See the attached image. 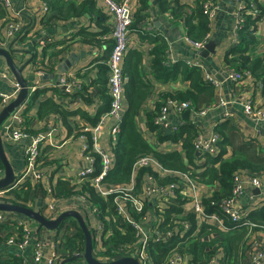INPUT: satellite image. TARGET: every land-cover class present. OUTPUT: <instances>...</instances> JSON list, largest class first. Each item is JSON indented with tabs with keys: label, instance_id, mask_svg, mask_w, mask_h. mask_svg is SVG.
<instances>
[{
	"label": "crops",
	"instance_id": "0c3cea01",
	"mask_svg": "<svg viewBox=\"0 0 264 264\" xmlns=\"http://www.w3.org/2000/svg\"><path fill=\"white\" fill-rule=\"evenodd\" d=\"M71 1L76 2V0ZM165 1L171 4L170 10L168 11H163L161 9L159 0H150L149 9H147L148 17L143 23L137 24L138 30L130 29L128 34L129 43L126 53L121 61V66L125 73L133 71V69H136L138 72L137 78L134 79L133 77L134 82L129 80V83H133L129 88L127 86L129 77L128 74H125V85L119 109L121 121L124 112H126L128 108L124 93L126 91L131 92L135 86V97L137 99L142 98L140 107L135 112L134 116L136 124L135 129L141 134V138L149 147H151V149L159 152V154L168 155L174 152L179 153L182 161L186 164L185 167L187 171L185 173L191 170L189 174L190 177L192 174L198 176L197 173L200 170L195 171L194 168L195 166H202L203 159H194V161H192L194 165L186 161V152L183 148L186 139L185 134L175 143L170 138H159L147 128L148 116L155 114V105L160 100L162 94L184 91L188 88V84L181 79L176 82H164L154 74L151 66L153 60L151 51L154 46L153 43H155L154 37H157L158 40L164 41L167 45L165 53L166 58H164L165 66H173L178 61L184 63L188 62L190 64L198 62L205 70V73L202 70L204 78L205 75L208 74L209 77L220 83L219 87L215 89V101L211 105L212 107L206 111L204 116H199L191 112L189 116L190 120H184L181 118L182 120L176 122L177 118L174 116V113L170 111L166 117V121L171 127L178 124V130L172 132L167 128L159 127L160 130L165 131L168 136H173L174 134L179 133L180 128L185 124L189 123L192 125L190 121L194 120L200 126L198 129L192 125L197 131L193 140L194 144L199 133L203 136H208L210 133L216 131V126L225 123L226 120L223 119V114L227 112L233 116L235 122L228 121L230 124L229 126L234 129L232 132H228L231 147H238L241 143H246L250 148V144L255 142L256 148L254 153H252L250 149L248 154H252L261 159L264 158V120L257 121L250 119L244 114L243 107L241 106L242 100L239 99L238 94L242 95L245 90H241L236 94L234 83L225 77L226 64L224 56L231 48L228 47L229 41L231 39L233 41L234 39L236 26L235 20L231 15L233 14L232 12H234V7H236L238 3L230 0H221L218 3L213 18L211 20L208 19L209 32L205 38L207 43L214 40L216 44V53L214 55L210 53L207 57L202 58L197 50L184 41V37H188V35L187 29L183 23V18L191 14L192 9L195 8L196 0ZM259 1L260 4L264 6V0ZM11 3L21 14V35L23 36L16 35L14 37L15 39L13 38L10 40L8 45L11 41L16 40L13 48L20 53L15 52L13 58L15 63L19 66L30 59V55L27 52L22 51L29 50L32 51V53L34 51L37 52L34 58V63L27 65L23 70V75L26 79L32 81L36 80V83H39L40 85L38 90L42 91V93L31 103L29 99L28 106L26 105L21 109L22 122L32 134L38 132L47 133L51 130L53 136L51 140L52 145L44 143L40 147L41 156L38 170L43 173V177L39 182L30 179L28 185L31 191L29 192V196L30 198L32 197V202H28L27 205L33 210H40L42 214L46 216L49 205L54 206L56 213H62L69 210L78 211L84 218L89 231L95 236L104 239L106 238V235L104 236L103 234V218L100 216L96 208L88 202L89 197L87 195L78 194L79 185L82 183H77L76 178L77 174L87 166L82 152L83 141L78 136V130L84 123L92 126L98 125L99 130L96 134L98 144L101 150L108 155L111 167L113 166V147L117 141L112 140L109 132L110 129L118 123V120L105 115L109 109V94L105 82L107 79V61L112 47V20L107 14L103 0H96L95 4H93L96 8V11L94 12L90 13L88 11H83L80 17L72 18L66 23L53 20L52 24H49L48 26H45L44 15L47 11H45L44 0H11ZM76 3L79 5L78 2ZM171 7L174 9V13L178 15L174 20L171 15ZM40 12H42V15L38 17L37 15ZM168 15H171L172 18L169 19ZM100 17H102V19H100ZM75 29L79 32L85 31L84 35L81 34L76 38H73V36L71 39L68 38L67 34ZM4 30L5 26L2 28L0 35L4 34ZM106 30L108 31L107 34H101ZM95 33L99 35L96 41L92 43L87 42L86 40H90L91 35ZM46 35H48L47 37H51L53 42L46 47H38L36 40L46 37ZM255 35L257 44H260V46L258 45L256 53L264 59V16L257 24ZM61 50L63 51L59 59L58 57L51 58L52 53ZM71 53L77 55L78 60L76 61V65L64 74H69L71 77L79 81L82 84V90L75 92L70 97H66L63 95L62 86H56L51 81L41 82L40 78L36 77L35 72L39 66H45V74L55 73L57 64H59L64 58L68 57ZM100 67H103L105 71H100ZM0 70L8 73L7 78L0 77V93L15 95L17 93L16 86H18V84L13 75L9 74V69H7L4 59L1 57ZM32 74L35 76L34 78H31ZM217 78L221 79V81ZM36 83H31L29 87L35 86ZM253 85L254 87L250 88V93H252L253 102L259 105L263 98V91L260 84L254 83ZM146 88H149V93L140 95V92L142 93ZM219 99H224L228 102L227 106L224 108L220 107L218 103ZM4 105L5 104L0 105V110ZM55 106H57V110L54 108ZM0 133L6 157L12 165L15 175H18V172L21 171V177L24 171V144H21L22 142L17 144L13 143L10 140L9 133L6 131L4 125L0 128ZM231 147L230 149L232 151ZM193 151L195 152V150ZM231 151L228 150V157L231 156ZM195 154L197 153L195 152ZM152 157L155 158L154 156ZM156 172L159 174L155 176L157 182L163 180L165 175H174L175 178L178 179L175 182L169 183L158 182L161 186L167 188L171 183L176 185L177 188L171 198H176V195L179 192L183 197H185V193H188L187 195L191 200L193 192L186 184V179L185 181H181L178 178V175L183 177L181 175L182 173L166 169H164L163 172L157 170ZM255 175H257L262 182L260 195L255 196V193L251 191L252 186L246 184L244 185V191L239 205L237 206L238 208L245 206L247 213L260 209L261 206L264 205V173H257ZM192 180L195 182V187L197 188L202 207L205 211L203 198H206V192L210 188L214 187V189L217 190V185L207 186L199 184L196 177L192 178ZM59 183L73 185L74 189L73 191L71 190V193L68 195L57 194L56 189ZM142 183L143 182L138 184V188H141ZM190 200L187 199L183 213L179 216L171 215V218L173 219L168 225L172 226L171 224H173L175 229L176 224H174V222L177 220L186 221L190 225L188 230L180 227L176 232L177 236H184L188 232L191 233V236H197L202 231H208V228H210L209 226L213 224L212 220L204 221V219L196 217L192 212L186 213V210L189 211L191 207ZM163 206H165V204ZM158 210L159 209L154 205L147 203L144 211H147L154 221L159 219L158 216L163 219L164 211L161 209ZM56 213H54L52 217H47L54 219L58 216ZM190 215L193 217L189 218ZM15 217L19 219L22 216L15 214ZM65 225H69L67 228V231L69 232L68 237L72 238L75 234L76 228L70 221L67 222V220L55 231L50 232L42 228L40 232H43V235H45L47 239L49 236L57 235ZM99 225H103V230L98 229ZM28 226L32 231L33 236H35L37 234V224L32 221ZM234 231L237 232L225 235V239H227V244L230 246V249L224 247L222 240L221 242L217 241L219 238L217 233H214L213 237L209 239L210 241L216 240L215 243L217 244L216 246H218V250L217 252H214V257H211L208 264H250L251 257L254 255L256 249H264V228L259 227L257 231H248L246 236H243L240 240H234L233 236L237 233H241L242 230L237 228ZM18 232V230H15L16 235ZM6 234V232L0 231V238ZM212 248H214V246ZM31 249L32 245H29L24 255L25 258H29ZM18 253L19 252L13 245H0V260L2 261L12 260L14 258L18 259ZM52 253L53 250L51 244L48 241L43 240L42 264L48 261ZM98 257L101 258L100 255ZM72 263L80 264V260Z\"/></svg>",
	"mask_w": 264,
	"mask_h": 264
},
{
	"label": "built area",
	"instance_id": "2783aa9c",
	"mask_svg": "<svg viewBox=\"0 0 264 264\" xmlns=\"http://www.w3.org/2000/svg\"><path fill=\"white\" fill-rule=\"evenodd\" d=\"M230 1L237 2L238 0ZM240 1V9L237 12H232L233 14L231 15L235 20L236 25L231 48L235 47L240 42L238 31L243 26L244 18L242 11L245 9L248 11L247 9H250L247 13H250L253 16H256L259 13L251 1ZM103 2L107 10V14L112 20V47L107 61L106 79L109 94V109L105 115L118 120V123L114 125L109 132L112 140L117 141L120 134V124L122 122L119 109L126 79L125 71L121 66V61L126 53L129 43L128 34L133 22V13L139 6L140 0H122L119 2L116 0H103ZM0 3L3 9L7 11L8 17L4 30L5 32L4 34L0 35V47L7 48L10 40H12L16 35H21V14L13 7L11 0H0ZM217 6L218 3L213 4L211 0H206L204 3V10L206 11L210 20L213 18L214 11L217 9ZM45 11H47L46 7ZM168 18L171 19V15H168ZM73 32L74 31L71 30L67 34L68 38L71 39V37L74 35ZM47 36L48 35H46V37L40 38L42 40H36L38 47L43 48L53 42V39ZM184 41L187 44H190L199 53L207 43L206 39L202 42H198L191 40L187 36L184 37ZM229 50L227 52H229ZM186 65L189 67H197L201 71L203 70L205 73L202 65L198 62L194 64L187 62ZM44 67L45 66L38 67L35 72L36 77L41 78L43 75H45ZM9 74H11L10 71ZM7 75L8 73L0 70V77L7 78ZM225 77L234 83V90L236 94H238L241 90H245L242 95L238 94L239 99L242 100L241 106L243 107L244 114L250 119L257 121L264 120V97L260 101L259 105L253 102L250 88H253L254 85L251 82H246L244 79L246 78V75L240 74L233 69L226 68ZM205 82L212 85L214 89H217L220 85V83H218L216 80L209 77L208 74L205 75ZM18 86H16L17 93L19 91ZM60 86H62L63 95L66 97H70L75 92L82 90V84L69 74L62 75L60 79ZM39 88L40 85L38 83L35 86L29 87V97L26 99L24 104L15 112H13L8 120L3 124L6 131L9 133L10 140L13 143L17 144L21 141H25V144L23 145L24 171L21 177L11 186L6 189H0V203H11L10 199L13 196L15 190H20L21 188L27 186V184L30 182V179L39 182V180L43 177V173L38 170L41 156L40 147L44 143H49L52 145V131L50 130L47 133L38 132L33 134L27 132V127L22 122L23 119L21 111L23 107L26 105L28 106L30 97ZM16 94L6 95L0 93L1 104H5L4 106H6L15 98ZM218 103L220 107L224 108L227 106L228 102H226L224 99H219ZM211 107V105L207 106L201 111H195V113L192 105L189 102L168 101V103H165L161 107L159 113L154 116L153 125L156 127L167 128L172 132H176L178 130V124L171 127L166 121V117L170 111H172L174 116L177 118L176 122H179L182 120L181 118L184 112L187 110H189L190 113L193 112L196 115L204 116L206 111ZM223 119L226 121H233V123H235L233 116L230 113L225 112L223 114ZM188 120H190V117ZM190 122L198 129L200 128L199 124L194 120ZM98 130V125L92 126L87 123L82 124L78 130V136L83 141L82 152L87 166L77 174L76 182L79 184H84L86 181L90 180V183H92L96 194L103 198L113 196V222L118 221L122 225L130 226L134 231V240H131L127 244L111 245L109 248L104 250L102 239L91 233L94 241L93 252L96 259L103 262H111L122 257H131L135 258L139 264H153L150 253V244L153 242L160 243L165 249H169L167 256L161 264H188L187 256L177 249V246H179L180 242L173 245V240L176 239V232L180 227H183L185 230L189 229V223L186 221L177 220L174 222V224H176V229L173 227V224L172 227L168 224L163 226V219L158 216L159 219L153 221L152 216L147 211H144L147 203L152 204L157 209H161L163 211V209H165L163 205L172 199L171 196L177 188L176 185L171 183L168 185V188L161 186V184H159L155 179V176L152 175L148 177L146 182L141 184V188H138L135 173H137L139 169L152 166L155 167L157 171H164L163 166L158 160L152 156H142L138 158L133 164L131 176L127 182L124 184L104 186L102 184V180L111 170V162L108 155L101 150L98 144L96 136ZM219 141L220 137L216 131L210 133L208 136H203L201 133H199L193 145L195 152L203 157V163L205 161L206 155L216 156L218 154L217 144ZM98 168L100 171L98 175L93 178L92 175L96 173ZM190 172L191 170H189L187 173L181 174L186 179V184L188 185L189 189L193 192V197L191 200L187 195L188 193H185V198L191 202L190 210H186V213L192 212L196 217L204 219V221H213V224L209 226L210 228H208L209 234L207 237H205L206 240H209L213 237V227L221 229L222 231H229L230 228L228 226H232L234 228L247 227L248 229H253L255 227V225L252 224L248 219L245 206L241 208H238L237 206L241 200V196L244 191V185H251L252 189L261 188L262 182L257 175L251 173L235 174L233 176L230 194L219 200L211 201L210 207L215 208L218 212L209 214L206 213L202 207L200 196L198 195L197 188L194 184L195 182L189 175ZM2 177L3 169L0 167V178ZM214 191V187L210 188L206 192V198L210 199V196ZM47 209L48 217H52L54 213H56L53 205H49ZM56 214L59 215L60 213L57 212ZM44 216L48 218L46 215ZM30 222H32V220L26 219L25 217L18 219L13 213L0 212V231L7 233L5 236H1L2 238H0V245H13L19 252L17 257L21 260L22 264H42V246L43 240H46L51 244L53 253L48 261L43 264H57L60 260L59 253L63 244L65 243V239L69 236V232L67 231L69 225H65V227H63V229L57 233V235L49 236L46 239V236L43 235V232H39L33 236V233L28 226ZM98 229L103 230V225H99ZM15 230L19 231L17 235ZM178 237L179 239L183 238V236ZM29 245H32V249L30 250L29 258H25L24 255ZM81 253H75L73 256ZM102 253L107 254L103 256L104 258H99L98 256ZM80 264H85V262L80 260ZM250 264H264V249H256L254 255L251 257Z\"/></svg>",
	"mask_w": 264,
	"mask_h": 264
},
{
	"label": "trees",
	"instance_id": "16d2710c",
	"mask_svg": "<svg viewBox=\"0 0 264 264\" xmlns=\"http://www.w3.org/2000/svg\"><path fill=\"white\" fill-rule=\"evenodd\" d=\"M116 1L119 2L122 0ZM220 1L221 0H211L213 4H217ZM248 1H251L259 13L256 16H253L250 13H247L250 9H247L248 11H246V9L242 11L244 21L243 26L238 31L240 42L235 47L231 48L229 52L225 53L224 61L227 69H233L240 74L246 75V78H244L246 82L252 81L255 84H260L264 97V59L256 53L259 44H257L255 35L257 24L264 16V6L260 4L259 0H246V2ZM76 2H78L79 5H77ZM76 2L71 0H44L45 7L47 8V13L44 15L45 26L52 24L53 20L66 23L72 18L80 17L83 11H88L90 13L96 11L95 6L93 5L96 0H76ZM205 2L206 0H196L195 8L192 9L191 14L183 18L184 26L187 29V35L193 41H204L209 32V17L203 7ZM149 3L150 0H140L139 6L133 13V22L130 29L138 30L137 24L143 23V21L148 17L147 9H149ZM159 4L163 11L170 10L171 4L169 2L159 0ZM171 9V15L174 20L178 17V15L174 13V9L172 7ZM7 18V11L3 9L0 3V32H2V28L6 25ZM100 19H102V17H100ZM84 33L85 31L79 32L75 29L73 38H76L81 34L84 35ZM107 33L108 31L106 30L101 34ZM22 36L23 35H21V37ZM98 36L99 35L96 33L92 34L91 39L86 41L89 43L95 42ZM154 41L155 43H153L154 46L151 51V55H153L151 66L154 74L164 82H176L181 79L188 84V88L184 91L162 94L160 100L155 105V114L148 116L147 128L159 138H170L175 143L178 142L185 134L186 139L184 141L183 148L186 152V161L194 165L192 162L194 159H203L201 155H197L193 151V140L197 133L196 129L188 123L180 128L179 133H176L173 136H168L165 131H161L159 127L153 125V117L159 113L161 107L165 103H168V101L189 102L194 111H201L214 103L215 89L212 85L205 82L202 71L197 67H189L182 61H178L170 67L165 66L164 58H166L165 53L167 45L164 41L158 40L157 37H154ZM62 51L63 50L52 53L51 58L58 57L59 59ZM100 69L102 72L105 71L103 67H100ZM137 72L138 71L136 69H133V71L125 73L128 74L129 77L127 83L128 88L131 84L133 85V83L129 82H134L133 80L137 78ZM134 91L135 86L131 92L126 91L124 93L128 108L126 112H124V116L120 124V134L115 146L113 147V166L102 180V184L104 186L124 184L127 182L131 176L133 164L142 156H154L166 170L180 173H185L187 171L185 167L186 164L182 161L179 153L174 152L168 155L159 154V152L148 146V144L141 138V134L135 129L136 124L134 116L135 112L140 107L142 98L137 99ZM41 93L42 91L36 90L30 98V103ZM148 93L149 88H146L142 93L140 92V95ZM54 108L57 110V106ZM229 125V122L226 121L222 125L216 126L215 130L218 132L221 139L218 143V154L216 156L206 155L202 166H195L194 168L195 171L200 170L197 173L198 176L193 174L191 175L192 178L196 177L198 179L197 181L199 184L207 186L217 185V190L212 193L210 199L203 198V205L206 213H217L215 208L210 207V202L219 200L230 194L232 189V180L235 174L251 173L255 175L257 173H264V158L261 159L253 156L252 154H248L250 149L251 152L254 153L256 148L255 142L250 144V148L246 143H241L238 147H231L228 132H232L234 129ZM26 131L29 132V129L26 128ZM230 147L232 148V151ZM228 150L232 152L230 153V157H228ZM0 167L2 168L1 163ZM99 171L100 170L98 168L92 177H96ZM152 175H159L156 172L155 167L152 166L141 168L137 173H135L138 184L146 182L148 177ZM178 178L181 181H185V178L180 175H178ZM177 180L178 179L175 178L174 175H165L164 179L160 180V182L169 183ZM73 189V185L59 183L56 192L57 194L60 193L62 195H68L71 193V190L73 191ZM29 192L31 191L28 184L20 190H15L10 199L11 203L28 207V202H32V197L30 198ZM78 194L87 195L89 197L88 202L96 208L100 216L103 218V234L104 236L106 235V238H102L104 250L109 248L111 245L127 244L131 240H134V231L130 226L122 225L118 221L113 222V196L103 198L96 194L90 180L79 185ZM176 196V198H172L169 202L165 203V209H163V226L169 224L173 219L171 218V215L179 216L185 210L187 199L183 197V195H180L179 192ZM247 214L249 221L254 224L255 227L253 229L240 227L239 230H242V232L233 236L234 240H240L243 236H246L248 231H257L259 227L264 228V205L261 206L260 209L248 212ZM190 217L193 216L190 215L189 218ZM68 221H70L76 228V231L72 238H66V242L63 244L60 251V260L57 264H61L63 259L72 257L75 253H81L84 250L85 240L83 233L77 228L76 222L73 219H68L67 222ZM228 227L230 228L229 231H222L221 229L213 227L212 232L217 233L219 237L217 239L218 242H221L222 240L224 247L230 249V246L227 244V239H225V235L236 233L237 231L234 230L237 228L232 226ZM208 234V231H202L197 236H191V233L188 232L182 239H179L177 236L176 239L173 240V245L180 242L177 249L181 253L188 256V264H208L211 257H214V252H217L218 250V246H216L217 244L215 243L216 240L208 241L205 239ZM213 246L214 248H212ZM168 250L169 249H165L162 244L152 242L150 244V253L153 264H161L167 256ZM106 254L107 253H102L100 256L104 258L103 256ZM0 264H22V262L19 258H14L12 260H0Z\"/></svg>",
	"mask_w": 264,
	"mask_h": 264
},
{
	"label": "water",
	"instance_id": "95a60500",
	"mask_svg": "<svg viewBox=\"0 0 264 264\" xmlns=\"http://www.w3.org/2000/svg\"><path fill=\"white\" fill-rule=\"evenodd\" d=\"M15 41L16 40L12 41L7 46V48L0 47V57L4 59L7 69H9L15 81L19 85V91L16 94L15 98L0 110V128L8 120L10 115L13 112H15L19 107H21L26 101V99L29 97L30 84L37 82L36 80L32 81L30 79H26L23 75V70L27 67V65L30 63H34V58L37 52L34 51L32 53V51L29 50L22 51V52H27L30 55V59H28L21 66H19L18 64L15 63L13 58V54L15 52L20 53L19 51H15V49L13 48ZM215 48H216V44L214 40L206 43L204 48L200 51V56L202 58L207 57L208 54L210 53L214 55L216 53ZM77 60H78L77 55L71 53L68 57L64 58L59 64H57L55 73L43 75V77L40 78V81L41 82L51 81L53 82L54 85L59 86L62 74L67 73L71 68H73L76 65ZM34 77L35 76L32 74L31 78ZM217 79L221 81V79L219 78ZM189 116H190V111L187 110L184 112L182 118L184 120H188ZM21 142H22L21 144H25V141H21ZM0 163L3 168V177L0 178V189H6L18 179L15 176L10 161L6 157L2 144L1 133H0ZM251 191L255 193V196H258L261 193L260 189H252ZM0 212L21 215L26 219L34 221L37 224V229H36L37 233H39L42 228L50 232L55 231L66 220L68 219L75 220L77 223V228L83 233L84 236V240H85L84 250L81 254L63 260L61 264H68V263L76 262L78 260H83L85 264H139L135 258H131V257H122L120 259L111 262H103L96 259L93 252L94 241L91 236V232L87 228L84 218L78 211L75 210L64 211L60 213L56 218L49 219L46 218L40 210H33L29 207L14 203H0Z\"/></svg>",
	"mask_w": 264,
	"mask_h": 264
},
{
	"label": "rangeland",
	"instance_id": "374dc122",
	"mask_svg": "<svg viewBox=\"0 0 264 264\" xmlns=\"http://www.w3.org/2000/svg\"><path fill=\"white\" fill-rule=\"evenodd\" d=\"M236 3H238V5L236 7H234V9H233L234 12H237L240 9L241 1L238 0ZM41 15H42V12H40L37 16L40 17ZM231 46H232V39L229 41L228 47H231ZM20 174H21V171L18 172V175H15L16 178L20 177Z\"/></svg>",
	"mask_w": 264,
	"mask_h": 264
}]
</instances>
